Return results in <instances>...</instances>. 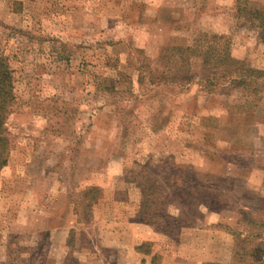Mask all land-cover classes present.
I'll return each mask as SVG.
<instances>
[{"label": "rangeland", "instance_id": "obj_1", "mask_svg": "<svg viewBox=\"0 0 264 264\" xmlns=\"http://www.w3.org/2000/svg\"><path fill=\"white\" fill-rule=\"evenodd\" d=\"M263 27L264 0H0L13 142L0 193L20 208L45 193V218L74 204L65 264L85 251L121 264L97 245L118 223L166 237L152 259L123 248L127 264H189L193 229L237 221L232 258L204 264H264ZM99 181L123 204L84 191ZM37 242L0 229V264H43Z\"/></svg>", "mask_w": 264, "mask_h": 264}, {"label": "crops", "instance_id": "obj_2", "mask_svg": "<svg viewBox=\"0 0 264 264\" xmlns=\"http://www.w3.org/2000/svg\"><path fill=\"white\" fill-rule=\"evenodd\" d=\"M115 164V163H114ZM113 164V165H114ZM119 165L118 171L115 175L122 176L123 173V162ZM5 171V172H4ZM257 172L264 175V169H259ZM13 175L10 173V167L6 165L0 174V187L3 184L9 182V177ZM31 181H34L33 178ZM261 181L264 182V176H262ZM60 183L58 182L57 190L54 191L52 195V199H56L60 197V193L58 192ZM95 185V186H94ZM93 188H98L101 190V195L99 200L107 201L111 200L114 204L120 206L123 203H119L115 198L116 190L107 188V185L103 181H99L97 183L91 182L87 184V188H85V192L89 191ZM9 192L1 191L0 199L5 204V207L9 210H3L0 212V229L5 233V238L8 239L11 236L15 237H27L35 244H37L40 240H43L45 237L48 240V250L46 252V259L43 264H65L67 262V256L70 251V247L73 244L71 237L77 227L79 226V217L77 215V211L75 210L74 204H69L64 207V210L61 214H56V211L53 210V213H49L50 215L47 218L43 217L46 215L45 211V203H46V194L40 193L38 191L37 200L35 201V206L32 207L27 206L19 207L12 202H9V199H6V195ZM36 195V194H35ZM56 200L52 202L55 203ZM14 206V207H13ZM11 207V209H10ZM5 209V208H4ZM30 209V210H29ZM62 209V208H61ZM30 213L32 215L37 216V220L39 224L35 226L30 220ZM9 216L10 219L6 221V217ZM213 216V215H212ZM2 218L5 222H2ZM41 218V221H40ZM207 219H211V215H207ZM215 219V218H214ZM210 221V220H208ZM235 224H230V226L220 225L219 223L213 222L214 224H210L212 222H207V226H201L199 228H195L191 232V238L181 242V253L184 258H186L189 262H195L196 264H204L208 261H219L222 257V250L226 248L229 249V258H232L233 252L232 248L235 242V232L243 231L239 230L240 224H243L239 221ZM245 226V224H243ZM111 227V228H110ZM104 231L106 238L102 241L97 239V245L103 246H111L119 248L117 250V260L119 263L127 264L129 258H125V251L123 248L131 247L133 254L140 257V259H152L158 252V248L162 249L165 243V235L160 234L155 229L150 226L144 224H125L118 223L116 226H108ZM248 228V227H247ZM236 231V232H237ZM248 232V231H247ZM246 233V232H245ZM133 236L134 241L127 240L128 236ZM243 238H249L246 234L242 235ZM145 243H152L155 246L153 251L145 253L141 250V246ZM156 247H158L156 249ZM162 247V248H161ZM86 254L80 252L79 264H106V258H96L92 257L87 259L88 253ZM165 256L168 259H175L176 254L174 252H166ZM221 261V260H220Z\"/></svg>", "mask_w": 264, "mask_h": 264}, {"label": "trees", "instance_id": "obj_3", "mask_svg": "<svg viewBox=\"0 0 264 264\" xmlns=\"http://www.w3.org/2000/svg\"><path fill=\"white\" fill-rule=\"evenodd\" d=\"M3 68L4 61L0 57V172L7 165L8 156L13 143L11 139V133L7 127L11 101L4 78ZM90 192L101 193V190L98 188H93L90 190Z\"/></svg>", "mask_w": 264, "mask_h": 264}]
</instances>
